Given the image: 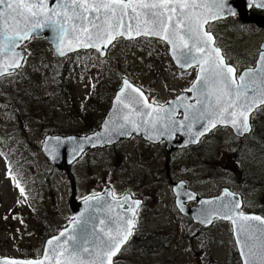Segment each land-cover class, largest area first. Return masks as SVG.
I'll list each match as a JSON object with an SVG mask.
<instances>
[{
  "label": "rangeland",
  "instance_id": "rangeland-1",
  "mask_svg": "<svg viewBox=\"0 0 264 264\" xmlns=\"http://www.w3.org/2000/svg\"><path fill=\"white\" fill-rule=\"evenodd\" d=\"M213 30L239 73L253 68L264 29L233 17L211 24ZM27 47L23 66L0 77V258L40 257L46 240L72 220L73 194L79 201L112 187L122 196L131 187L145 197L142 229L166 236L163 247H152L159 249L154 252L135 239L120 253L122 263L241 264L231 225L218 221L203 228L182 217L168 180H186L206 196L220 193L222 184H228L245 194L250 211L264 212V106L243 137L228 127L217 128L199 144L168 153L164 142L133 136L92 150L60 170L43 154L45 137L96 131L123 78L144 89L151 102L163 104L189 89L197 68L180 70L168 45L148 38L118 41L105 58L91 52L73 54L70 61L59 58L44 39ZM77 55L84 61L75 62ZM67 68L70 72L65 74ZM140 161L146 164L138 166ZM233 172L243 174L240 184Z\"/></svg>",
  "mask_w": 264,
  "mask_h": 264
},
{
  "label": "snow or ice",
  "instance_id": "snow-or-ice-1",
  "mask_svg": "<svg viewBox=\"0 0 264 264\" xmlns=\"http://www.w3.org/2000/svg\"><path fill=\"white\" fill-rule=\"evenodd\" d=\"M49 3L50 0H0V57L10 60L6 65L0 63V77L13 75L9 68L21 67L19 61L23 56L16 51L17 47L22 41L34 38L33 34L44 28L56 31L59 37L56 51L61 56L66 55L67 51H75L77 47L94 48L102 52V45L106 48L109 43L118 41L119 38L157 37L172 46L174 56L177 50L180 51L178 61L183 60L180 65L182 68L193 63L200 66V80L194 82L193 87L202 80L203 88L197 91L208 98L198 101L204 107L197 110L198 114L194 116L195 121L202 126V130L195 134L196 137L202 136L210 126L215 127L217 121L231 124L238 134L251 131L248 115L258 103L264 104V50L260 52V67L249 68L237 77L236 68L225 64L219 47L212 46L214 38L210 21L225 16H237L239 12L233 0H52L51 7ZM245 6L264 9V0H245ZM205 25L209 26L207 30ZM188 41H191L190 45ZM194 51L202 55L197 56ZM124 86L132 87L127 79L124 80ZM132 90L143 96L140 89ZM130 99L135 104L142 103L134 97ZM117 103L124 104V101L117 97ZM147 107L151 109L152 105L148 104ZM133 113L141 117L151 116V112H144L142 108H134L132 112L124 114L123 120L132 125L134 130H138L139 125L134 119H130ZM185 119L188 117L185 116ZM143 122L142 120L141 123ZM182 123L170 120L171 130L179 131L176 125ZM119 127L126 129L127 125L120 124ZM191 127L192 124L189 123L188 128ZM125 134L129 133L120 132V135ZM56 139L59 141L60 138ZM69 140L75 138L70 137ZM192 142L196 140L193 139ZM80 147L77 145L72 151L78 154ZM23 191L21 188L22 194ZM139 203L134 202L137 206ZM239 207L238 200L225 202L222 205L221 218L237 224L233 216L240 217L237 238L243 244V264H264V217L237 212ZM129 210H132L131 205ZM211 220L209 215L202 223H211ZM247 221H258L259 226L248 224ZM133 225L134 216L127 219L123 226L114 229L105 225L100 229L102 235L95 233L93 225L91 235L77 237L71 234L63 241L55 238L58 243L51 247L50 254L46 249L41 259H4L0 260V264H45V261L48 264H112L111 257L126 243L132 234ZM60 236L64 237L65 233H60ZM48 244L52 245V241Z\"/></svg>",
  "mask_w": 264,
  "mask_h": 264
},
{
  "label": "water",
  "instance_id": "water-1",
  "mask_svg": "<svg viewBox=\"0 0 264 264\" xmlns=\"http://www.w3.org/2000/svg\"><path fill=\"white\" fill-rule=\"evenodd\" d=\"M233 3L236 5L239 16L241 20L244 23H255L259 27L264 28V17L257 16V15H249V11L253 7H246L245 6V0H233ZM52 6V0H50L49 7ZM256 9L264 10L262 8L255 7ZM230 17L235 16H225L222 19L210 21L211 23L218 22L220 20H224ZM205 30L208 29V25H205ZM214 43L213 47H218L216 45V38L211 32ZM34 38H44L47 40V42L52 46V49L54 53L58 57H65L69 54L81 51V50H96L94 48H84V47H77L75 51H67L66 55L61 56L56 51V44L59 41V37L57 36V33L52 28H44L38 31V33L33 34ZM144 36L136 37L135 39L141 38ZM69 37L65 38V41L69 39ZM146 38V37H145ZM149 39H156L161 40L157 37H147ZM126 39V38H125ZM187 39V38H185ZM31 39L22 41L20 45L17 47L16 51L21 52L23 58L19 61L22 65L23 59L25 58L26 51L22 48V46L26 43H28ZM131 40V39H126ZM163 41V40H161ZM109 43L106 48L102 47L101 55L105 56L106 51L108 48L114 43ZM165 42V41H163ZM166 43V42H165ZM189 45L191 44V41H188ZM169 48V55L175 64V66L181 70L187 71L192 68H197V75L191 86L192 91H187L184 93L179 94L176 98L170 99L167 103L163 105H157L154 103H151L147 94L137 85L132 83L130 80H128L129 84L132 86L131 88H125L124 86V80L122 83L121 88L117 91L115 98L113 99L112 106L108 110L107 114L105 115V118L103 119L101 126L94 132L85 135V136H53L48 135L45 137L43 144H42V151L45 157L49 160V162L54 165L55 167L59 168L60 170L65 169L69 166H71L74 162H76L84 153H86L89 150H95L100 148L109 147L112 145L117 144L118 142L124 141L126 139H130L133 136H140L143 139L153 142V143H161L164 142L166 145V149L168 152H171L174 148H183L185 146H188L190 144L197 145L199 144L200 140L207 134H209L211 131H213L215 128L219 126H229L232 128L233 132L240 137H243L247 133L238 134L236 128H234L231 124H225L216 122L215 127H209L207 131L204 132L202 136L196 137V133L202 130V126L200 123H197L194 119V116L198 114L199 109H202L204 105L202 103H199L198 101H202L207 99L208 97L206 95H201L200 91H197V89L203 88V81L199 84H196L195 88L193 87L194 82L200 80V66L196 63H193L191 66H186L182 68L180 65L183 63V60L180 59L178 61V57L180 56V51L177 50L176 55H173L172 46L166 43ZM220 49V54L224 57V63L227 65H231L235 67L233 64L228 63L225 55L223 54L222 49ZM262 50H264V43L261 47ZM184 51H187L185 49ZM207 51V50H205ZM194 54L197 56L202 55V53L195 52ZM9 55V54H6ZM260 58V56H259ZM259 59L256 62V66L253 68H259ZM0 63L2 64H8L10 63V60L5 59V57H0ZM20 68V67H18ZM16 68V69H18ZM236 68V67H235ZM16 69L9 68L10 72H15ZM245 69L244 71H246ZM244 71H242L239 75H241ZM237 76V68L236 73ZM239 77V76H238ZM140 89V91L143 93V96H140L139 92H134L132 89ZM218 88V86H217ZM123 90V92H122ZM217 94H219L217 92ZM249 95H252L251 92H249ZM117 97H120L124 101V104H118L117 103ZM130 97H134L136 100L141 101V104H135ZM213 101L215 100V96L212 97ZM259 95L257 96V100H259ZM151 104L152 108H148L147 105ZM124 105H127L125 107ZM191 105L193 107L189 108L188 106ZM264 104H257L256 107L253 108V110L248 115V124L251 128V115ZM140 109L142 108L144 112H151V116L148 117H141L136 115L135 113L130 116V119H134L139 125L138 130H134L133 126L130 124H127V121L123 120V116L126 113L132 112L133 109ZM152 109H165V111H152ZM185 116L188 117V119H185ZM144 121L141 123V121ZM170 120H176V121H182V124L176 125V127L179 128V131H172L171 130V124ZM191 123L192 127L189 129L188 124ZM120 124H126L127 128H120ZM153 125H155L153 127ZM165 125H168V127H165ZM127 131L129 134L120 135V132ZM99 134V136H97ZM60 138L59 141L56 138ZM70 137H74L75 140H69ZM86 137H91V140L85 139ZM179 137V139H178ZM193 139L196 140V142H192ZM77 145L81 146L78 149V154L74 153L72 149L76 147ZM174 192L177 196L176 204L179 210L182 212L183 215L187 217H191L194 222L201 224L204 227H208L212 224V222L217 218L219 220L231 222L229 219H222V205L225 202L228 201H236L238 200L240 203V207L236 210L237 212H243L242 206L243 201L240 195H235L227 190L223 191V193L217 197L213 198H200L197 196V194H194L187 190L185 188V185L182 183L174 184L173 185ZM228 193L233 194L232 196H229ZM90 198V199H89ZM128 198V197H127ZM87 201V202H86ZM190 201H197L198 206L196 207H189L187 205V202ZM211 201V203H205ZM131 201H128V199L124 197L116 198L113 194V191L111 187H107V189L104 191V193L99 195H93L90 196L83 201L79 202L74 195H72L70 200V206L73 211V220L70 221L69 225L65 228H63L58 234L49 237L46 240L44 250L42 253V256L37 259H41L43 257V254L46 249H48L49 254L51 252V247L56 245L58 243V240L55 238H59V241H63L67 235L75 234L77 237L87 236L91 235L93 232V225H95V233L97 235H102L100 233V229L104 228L105 225H107L109 228H115L117 226H123L124 222L127 219L135 218V212L138 208L137 205L134 203H130ZM132 205V210L129 212H125V206ZM245 215L248 216H260L264 217L260 214L256 213H245ZM211 215V223L204 222L202 223V220L205 219V217ZM233 219L237 220V224H232V230H233V236L239 251L240 258L243 260L244 257L241 253V248L243 247V244L240 240L237 238V229L238 224L240 222L239 216H233ZM103 221L104 223H101ZM246 223L251 224L253 226H259L258 221H247ZM134 226V225H133ZM133 228V227H132ZM64 232L65 236L61 237L60 233ZM258 234V233H257ZM131 236V235H130ZM128 237V239L130 238ZM95 238L94 236L92 237ZM127 239V241H128ZM52 241V245H49L48 242ZM126 241V242H127ZM69 244H71V241H69ZM126 243L121 245L120 251L116 253L115 256L111 257L112 264H114L115 258L120 254L121 250L125 246ZM86 255V254H85ZM4 259H23V258H13V257H1L0 260ZM34 259V258H29ZM45 264H48L47 261H45ZM210 264H218L217 262H211Z\"/></svg>",
  "mask_w": 264,
  "mask_h": 264
},
{
  "label": "flooded vegetation",
  "instance_id": "flooded-vegetation-1",
  "mask_svg": "<svg viewBox=\"0 0 264 264\" xmlns=\"http://www.w3.org/2000/svg\"><path fill=\"white\" fill-rule=\"evenodd\" d=\"M249 14H254V15H257V16H261V17H264V11H262V10H260V9H256L255 7H253L250 11H249ZM249 24H251L252 26H256V29L257 28H259V29H264V28H261V27H259L257 24H255V23H249ZM255 64V63H254ZM205 138V137H204ZM125 141V140H124ZM88 154V153H87ZM146 163L145 162H142V161H140V163L138 164V166H144ZM233 175L235 176V179L237 180L238 179V181H239V184H240V178H241V176L243 175L242 173H236V172H233ZM168 181H170L171 183H172V181L171 180H168ZM189 184V183H188ZM221 185V184H220ZM189 186H190V184H189ZM222 186H223V189H225V188H229V189H231L232 191H234L231 187H229L228 186V184H222ZM191 187V186H190ZM192 188V187H191ZM194 189V188H193ZM106 189H104L103 190V192L105 191ZM103 192H98V193H96V194H91V195H99V194H102ZM172 192H173V194H174V196H175V203H176V195H175V193H174V191L172 190ZM235 193H239V194H241L242 196H243V198H245V194L244 193H241V192H236V191H234ZM113 193H114V196L115 197H121L120 195H117L116 193H115V191L113 190ZM198 193L202 196V197H214V196H218L220 193H218V194H216V195H212V196H206V195H202L201 194V192H199L198 191ZM123 195H130L131 197H132V200H135V201H139L140 203H139V205H138V208H137V210H136V212H135V218H134V226H133V228H132V234H131V236H130V238L128 239V241L126 242V244H125V249L127 248V247H129V245H131V243H133V241L135 240V239H138V240H142L147 234H150V235H154V236H156V233L155 234H152V233H149L148 231H147V229H145V230H143L142 229V220H143V214H144V211H145V207H146V201H145V197L142 195V193H140L138 190H136L135 188H129L128 187V189H125V193L123 194ZM122 195V196H123ZM200 196V197H201ZM125 198H127V197H125ZM245 201H244V205H243V207H242V211H244V212H251L250 210L251 209H249V206L247 205L248 203L246 202V199H244ZM133 202V201H132ZM197 205V202H189L188 203V206H190V207H195ZM175 207L177 208V205H175ZM259 209V208H258ZM260 210V209H259ZM130 210H129V206H125V212H129ZM253 211H255V210H253ZM183 217V216H182ZM184 218H187V219H189V221L191 222V221H193L191 218H189V217H184ZM218 221H222V223H228L229 225H231V227H232V224H231V222H227V221H223V220H217V219H215L214 220V222H213V225L215 224V223H217ZM232 235H233V233H232ZM146 248V247H145ZM147 248L148 249H150L151 251H158L159 249H153L152 248V246L150 245V246H147ZM140 249V248H139ZM153 249V250H152ZM35 258H37V257H35Z\"/></svg>",
  "mask_w": 264,
  "mask_h": 264
},
{
  "label": "trees",
  "instance_id": "trees-1",
  "mask_svg": "<svg viewBox=\"0 0 264 264\" xmlns=\"http://www.w3.org/2000/svg\"><path fill=\"white\" fill-rule=\"evenodd\" d=\"M213 32H214V34H215V36L216 37H218L217 36V34H216V32L213 30ZM84 53H91V52H80V53H76V54H84ZM75 55V54H74ZM71 57H73V55L72 56H70V57H68L67 59H68V61H70V60H72V59H70ZM77 59V60H76ZM75 62H78V61H84V60H82L80 57H78V55H77V57L75 58V60H74ZM70 72V70L67 68V69H65V74H68ZM64 75V74H63ZM65 76V75H64ZM163 147V146H162ZM8 158V157H7ZM7 165H8V167L9 168H12V162H11V160L8 158V160H7ZM13 179H15V177L13 176ZM259 213H261V214H263L264 215V212H262L261 210H259ZM166 235H165V233H161L160 234V236H154V235H150V234H147L143 239H142V242H143V244H144V247H147V246H152V247H157V246H159V245H161V247H163V245H164V240H163V238L165 237ZM234 250H236V248H234ZM116 264H125V263H122L121 262V258H120V256L118 257V259L116 260Z\"/></svg>",
  "mask_w": 264,
  "mask_h": 264
}]
</instances>
